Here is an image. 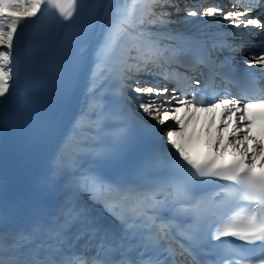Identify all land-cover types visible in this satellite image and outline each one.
Segmentation results:
<instances>
[{"label": "snow or ice", "instance_id": "snow-or-ice-1", "mask_svg": "<svg viewBox=\"0 0 264 264\" xmlns=\"http://www.w3.org/2000/svg\"><path fill=\"white\" fill-rule=\"evenodd\" d=\"M105 3L100 19L104 6L92 0H0V134L18 116L34 113L28 74L44 55L48 32L26 42V22L51 9L64 28L83 14L65 37V50L79 49L77 59L87 56L100 29L86 100L36 180L38 193L53 199L52 210L47 203L0 200V264H264V90L246 93L255 100L217 94L218 79L236 78L235 54L247 55L249 68H264V52L245 48V38L256 36L249 29L264 31V0H228L234 10L212 4L202 12L181 9L177 0ZM181 11L185 17L173 20ZM187 17H206L219 28L210 46L170 27ZM180 68L199 69L205 94L186 95L191 78ZM73 83L62 88L65 102ZM198 113L205 115L202 124L195 122ZM148 121L173 124L155 152L125 167L133 129L157 132ZM200 136L203 151L194 156ZM212 181L228 183L209 193L204 189ZM96 204L112 222L94 214Z\"/></svg>", "mask_w": 264, "mask_h": 264}, {"label": "bare ground", "instance_id": "bare-ground-1", "mask_svg": "<svg viewBox=\"0 0 264 264\" xmlns=\"http://www.w3.org/2000/svg\"><path fill=\"white\" fill-rule=\"evenodd\" d=\"M192 1L195 0H177L179 6L181 8H186V7H190V3ZM202 1V0H201ZM209 3L212 4H217L216 0H207ZM101 5H103L104 7L102 9L99 10V17L100 19H104V13L107 11V4L105 3V0H101ZM228 10H234V9H228ZM174 18V19H173ZM173 20H181V16H173L172 17ZM187 23L186 24H181V25H171L170 27L173 30H177L182 32L183 34L187 35V36H196L198 37L200 40L202 41H207L209 46L211 45V42L213 40V37L215 36V34L219 31V28L214 26L213 24H209L210 26H206V22L208 21V18L206 17H200V18H193V17H187ZM251 30V29H249ZM248 30V31H249ZM256 31H261L260 29H254ZM100 39V29L99 26L96 29V33L93 36L90 46L88 48V52H87V56L84 57V62H85V68H84V72H83V78H82V90L81 93L79 95V101H78V105L75 109V111L73 112L72 115V119L79 113L81 107L83 106L85 100H86V93L88 90V86H89V79L92 75V69H93V50L96 46V44L98 43ZM259 42V43H258ZM257 46L258 47V51L259 53L264 52V32L260 37H253V36H249L245 38V48L247 49L250 46ZM227 53H222L221 56H224ZM236 57L240 56V59H242L243 61H235V64L237 66H246L248 67L244 61L249 60V57L247 55H241V54H235ZM250 62V61H249ZM249 68V67H248ZM249 70H255V71H259V73L264 72V68L260 67V66H253L251 67V69ZM152 79L155 80V82L153 83H158L159 85H161V82L155 77V76H141V79ZM158 80V81H156ZM99 82V81H98ZM102 87L105 88V95L107 97H111V94H109L107 92V88L109 87L108 82L106 81ZM171 95V94H169ZM177 97H180V93L177 92ZM186 95H188V87H187V93ZM132 109H136V105H132L131 106ZM138 111V109H136ZM140 115L142 116L143 114L140 113ZM144 120L147 121V117L143 118ZM205 115L203 113H198L197 114V120L195 122L198 123H204L205 121ZM148 123L155 125V128L157 129V132L155 134H153V139L158 141L159 137H163L164 140H166V135H165V130L163 128V126L156 124L155 121H148ZM71 128V125H70ZM70 128L68 131H70ZM202 140H203V136H200L199 139H194L193 140V145L191 148V153L196 154L198 152V150L202 149ZM85 198H88V196L86 194H84Z\"/></svg>", "mask_w": 264, "mask_h": 264}, {"label": "rangeland", "instance_id": "rangeland-1", "mask_svg": "<svg viewBox=\"0 0 264 264\" xmlns=\"http://www.w3.org/2000/svg\"><path fill=\"white\" fill-rule=\"evenodd\" d=\"M216 3L221 5V6H225V10L230 9V7L227 6L228 5V1L227 0H216ZM190 4H191L190 5L191 8H195L199 12H202L204 8L212 5V3H209L207 0H202V1L201 0H195V1H192ZM181 9H184V8H181ZM169 11H172V9H169ZM185 15L186 14L183 11H181L179 14H175V13L173 14V16H181V18L185 17ZM197 18H200V17H197ZM186 23H187V20H186V22L176 23L174 25L177 26V25L186 24ZM219 23L222 25L223 22L220 21ZM205 24H206V26H210L209 25L210 23L208 21ZM249 31L254 33V34H256L255 37H260L261 34H262L261 32L253 30V29H251ZM90 43H91V41H90ZM246 50H247V52H251V53H259L258 47L257 46H253V45L248 47ZM238 54H240V53H238ZM142 80H146V81L152 82V83L155 82V80H153V78L152 79H150V78L149 79H142ZM128 83L131 84V83H134V81H128ZM159 86L163 87V85H159ZM133 95H135V94H133ZM141 99L146 100L147 97H141ZM169 99H171V95H169ZM174 105H175V101H173V104L171 106H174ZM170 124H173V122L169 121L166 125H164L163 126L164 130H166V128ZM173 126L175 127V125H173Z\"/></svg>", "mask_w": 264, "mask_h": 264}]
</instances>
